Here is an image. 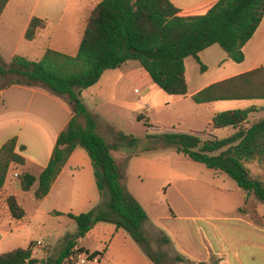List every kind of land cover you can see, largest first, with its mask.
Here are the masks:
<instances>
[{"label": "trees", "instance_id": "obj_1", "mask_svg": "<svg viewBox=\"0 0 264 264\" xmlns=\"http://www.w3.org/2000/svg\"><path fill=\"white\" fill-rule=\"evenodd\" d=\"M8 2L0 0V16ZM263 17L264 0H219L206 14L188 17L181 16L170 0H102L88 16L75 56L47 49L38 61L17 55L6 62L0 55V80L10 77V83L0 87V91L13 85L38 87L64 99L73 113L66 129L58 136L48 166L39 177L28 171L21 174V190L29 192L38 182L34 197L43 200L73 151L80 147L89 155L100 196L99 204L92 210L68 214L75 221L77 231L66 236L57 255L48 258L46 264H74L80 254H85L89 261L101 257L103 252L78 247L79 241L101 222L125 230L149 260L163 264V254L153 251L144 230L148 214L125 185L129 159L160 148H173L177 154L204 165L216 175H227L245 193V204L238 212L259 218L257 207L258 203H264V180L253 177L248 168V164L264 161V118L251 122L257 111L255 106L221 112L213 117L212 129L236 130L227 138L203 139L177 132L148 134L147 146L129 154L122 168L113 152L124 144L137 146L139 140L110 127L119 144H109L98 132L99 118L87 109L80 94L95 86L105 72L135 61L167 95L185 98L189 93L185 59L193 57L201 63L199 54L218 45L230 60L242 63L243 48L253 38ZM46 26L45 20L33 18L25 39L33 41ZM192 100L196 104L264 100V67L211 85L192 96ZM147 118L142 114L137 116L138 121L151 129L153 126ZM15 143V140L9 141L0 150V189L10 165L25 164L15 153ZM250 197L255 199L254 203L249 201ZM8 206L13 218L25 217L24 209L14 196L8 198ZM162 241L170 242L166 236ZM177 259L185 261L182 257ZM37 263L32 243L26 249L0 256V264Z\"/></svg>", "mask_w": 264, "mask_h": 264}, {"label": "crops", "instance_id": "obj_2", "mask_svg": "<svg viewBox=\"0 0 264 264\" xmlns=\"http://www.w3.org/2000/svg\"><path fill=\"white\" fill-rule=\"evenodd\" d=\"M59 1L69 2L71 0ZM170 1L180 10L181 16L188 17L206 14L219 0ZM99 2L101 1L93 3L90 12ZM13 3H15V0H9L5 6L0 16V24L3 22L5 13L12 9ZM54 9L55 5L44 9L39 6L37 7L38 13H31L27 19H22V37L25 39L29 24L35 17L45 20L47 26L45 29L38 31L34 40L43 36L50 29L51 25H54L58 20ZM11 11L14 12L15 9ZM15 19L19 22L20 17ZM249 43L243 48L244 61L238 63L247 64L238 72L222 76L215 81L198 87L194 91L189 92L185 98L171 96L174 97V102L182 100L193 102L192 96L211 85L264 67V52H255L253 55H250V53L246 52ZM20 44L21 42H0V55L6 62H9L17 55L33 61L29 53H20ZM79 45L80 42L75 47L73 53L59 47L46 48L40 51L41 53L36 57V61L42 58L47 49H53L70 56H75L78 53ZM135 63L127 62L116 70L105 72L95 86L81 91L80 97L87 109L102 122L103 125L99 126L98 132L107 141H109V137L104 133L103 128L106 129V126L112 127L110 124H116V122L114 121L115 116L107 112L103 106L109 104L113 108L118 107L115 103H110L112 101L116 102L115 96L111 95L112 91L121 89L122 84H124L130 92L134 90L136 95H141L137 99L138 102L152 101L156 85L148 73ZM87 99L93 102L92 107L89 106ZM126 101L127 98H124L120 104ZM256 101H262L263 103L260 105L252 104L248 107L255 106L257 108L256 113L251 117V122L260 120L257 119L258 114L264 113V100L247 102ZM222 102L231 101H217L206 104H196L193 102L197 105L196 110L208 113L206 122L209 128H211L213 117L223 112V108L236 107H232L230 104H227L229 106H222L220 104ZM145 107L147 109L151 108L147 104ZM72 117L71 107L64 99L54 96L41 88L13 85L0 91V150L6 143L15 140V153L25 160L24 165L16 163L10 165L5 184L0 189V256L17 249H26L32 243L35 245V258L39 260L37 264H42V262L46 264V260L58 253L61 249L66 236L73 235L77 231V225L75 231L74 224H72L75 221L68 217V214L78 215L86 213L99 204L100 196L93 166L87 152L80 147L73 151L60 175L53 183L49 194L43 200L38 201L34 197L38 182L29 192H23L20 187V176L23 172L28 171L34 176L39 177L42 171L48 166L58 136L66 129ZM225 129L232 131V133L229 132L230 134L227 137L236 132L233 128ZM212 130L210 134H205V136L213 140L219 138V133L216 130L224 129ZM179 132L185 133L184 131ZM140 156L142 155L130 158L128 167L131 165L132 159ZM15 174H18V176L15 177ZM30 192H32V197L29 196L27 200V193ZM10 196H14L17 203L24 209L25 217L23 219L17 220L11 215L8 206V198ZM239 200L233 207L235 217L230 220L231 224L227 232H222V230L218 229L217 225H214L217 232L215 235L221 239L220 245L210 243L209 245H205L206 247L203 248L205 252H202V246H197L195 242L193 246L189 244V247L186 241L183 243L179 241L175 242L176 239L173 241L169 238L171 242L175 243L176 247L178 244L177 250L179 257L184 258L185 261H191L193 264L203 262L212 264V260H215L214 264H264V226L256 224L249 215H243L238 212V209L245 204V193L243 191L240 193ZM260 204L258 203L257 212L264 223V216L260 214ZM147 223L151 222L147 221L145 223L144 228L146 231ZM153 226L155 227L154 224ZM72 230L73 233H71ZM91 236H96L101 244H106L109 241V244L102 247L104 250L103 255L92 261L94 264H101L102 258L119 263L122 260L128 261L129 259L131 262H138L135 264H139V262H141L140 264H151L147 256L135 246L134 242H132L133 240H130L131 237L129 234L123 229H117L109 223H98L79 241L78 247L88 249L82 244ZM40 240L43 242L42 247L36 245V242ZM82 256L86 258L85 260H88L83 254ZM121 256L123 258L125 257V259Z\"/></svg>", "mask_w": 264, "mask_h": 264}, {"label": "rangeland", "instance_id": "obj_3", "mask_svg": "<svg viewBox=\"0 0 264 264\" xmlns=\"http://www.w3.org/2000/svg\"><path fill=\"white\" fill-rule=\"evenodd\" d=\"M96 1L102 0H71L69 2L15 0L12 5V9L15 11L13 12L11 9L5 13L3 22L0 24V42H21L20 53H29L33 61H36L40 51L46 48L59 47L73 53L75 47L81 42L87 17ZM53 5H55L54 10L58 18L55 24L51 25L43 36L34 41L24 39L21 28L22 19H27L31 13H38L37 7L39 6L44 9ZM17 17H20L19 22L15 19ZM249 42L246 49L247 53L253 55L255 52H264V17ZM199 58L201 63H198L193 57L185 60L189 92L222 76L236 73L247 64L231 61L218 45H213L202 52ZM131 62L133 64L135 61ZM135 64L140 66L138 62ZM202 66L205 69L202 70ZM9 83L10 77L3 78L0 80V87ZM122 85L121 89L111 92V95L115 96L116 102L110 103H115L118 107L113 108L109 104L103 106L107 112L115 116L116 124H110L113 128L139 140L137 146L119 145L120 147L113 152L116 162L122 168L126 165L125 160L129 154L137 150L141 151L147 146L146 136L148 134L162 135L171 131L177 133L184 131L208 139L205 134H210L213 131L206 122L208 113L196 110L197 105L192 101L174 102V97L167 95L155 86L152 101L138 102L137 99L141 95H136L134 90L130 92L124 84ZM124 98H127V101L120 104ZM87 102L92 107L93 102L88 99ZM262 103V101H231L220 104L222 106H229L227 104L232 105V107L236 106L223 108V112H225L247 109L252 104L260 105ZM146 104L151 108L147 109ZM140 114L145 118H147L146 115L148 116L147 119L153 126L151 129H148L143 121H138L137 116ZM257 117V119H261L264 117V113H259ZM100 123L103 125L101 121ZM103 131L109 137V141L106 140L109 144H119L115 132L109 126H106V129L103 128ZM216 131L219 133V138L227 137L232 133L228 129ZM141 155L132 159L129 167L127 164L125 185L127 190L144 207L149 217L148 221L152 223H147V231L144 228L150 239L152 249L155 253L163 254V264H193L191 261H178V244L176 247L171 240L169 243H164L162 238L166 236L173 241L176 239L175 242L183 243L186 241L189 247V244L193 246L195 242L197 246H202V252H205L203 249L206 247L205 245L210 243L220 245L221 239L215 235L217 232L214 225H217L222 232H227L231 224L230 220L235 217L233 207L240 201L239 197L242 190L227 175L218 176L204 165L177 154L173 148H160ZM248 168L253 177L264 180V161L248 164ZM29 196L32 197V192L27 193V200ZM249 201L254 203L255 199L250 197ZM260 214L264 216V203L260 204ZM250 218L256 224L264 226L260 216L256 219L250 215ZM72 224H74L76 231V223L73 222ZM189 237L190 239H188ZM130 240L132 241V238ZM107 244L109 241L106 244H101L96 236H91L82 245L92 252H103L102 247ZM134 244L143 252L137 243L134 242ZM83 255L86 257L85 254ZM121 257L123 258V256ZM86 261H88L87 264H94L89 260L75 259L73 262L74 264H85ZM149 261L154 264L151 260ZM214 262L215 260H212V264ZM135 263L138 262H131L129 259L128 261L122 260L120 263L111 262L105 258L101 259V264Z\"/></svg>", "mask_w": 264, "mask_h": 264}, {"label": "built area", "instance_id": "obj_4", "mask_svg": "<svg viewBox=\"0 0 264 264\" xmlns=\"http://www.w3.org/2000/svg\"><path fill=\"white\" fill-rule=\"evenodd\" d=\"M14 176L17 177L18 174H15ZM36 245L38 247H42L43 246V242L40 240V241L36 242ZM76 259H78V260H85V258H83V256H82V254L78 255Z\"/></svg>", "mask_w": 264, "mask_h": 264}, {"label": "water", "instance_id": "obj_5", "mask_svg": "<svg viewBox=\"0 0 264 264\" xmlns=\"http://www.w3.org/2000/svg\"><path fill=\"white\" fill-rule=\"evenodd\" d=\"M42 264H44V262H42Z\"/></svg>", "mask_w": 264, "mask_h": 264}]
</instances>
